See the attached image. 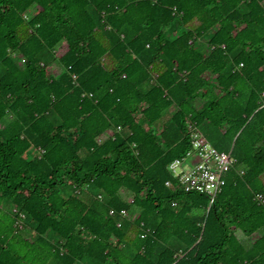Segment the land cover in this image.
<instances>
[{
  "label": "trees",
  "instance_id": "16d2710c",
  "mask_svg": "<svg viewBox=\"0 0 264 264\" xmlns=\"http://www.w3.org/2000/svg\"><path fill=\"white\" fill-rule=\"evenodd\" d=\"M0 264H264V0H0Z\"/></svg>",
  "mask_w": 264,
  "mask_h": 264
},
{
  "label": "built area",
  "instance_id": "2783aa9c",
  "mask_svg": "<svg viewBox=\"0 0 264 264\" xmlns=\"http://www.w3.org/2000/svg\"><path fill=\"white\" fill-rule=\"evenodd\" d=\"M190 136L191 149L183 157L169 163L172 179L165 184L175 185L184 192L204 193L210 206L224 185V173L235 163V159L231 150L221 152L212 147L198 130H192Z\"/></svg>",
  "mask_w": 264,
  "mask_h": 264
},
{
  "label": "rangeland",
  "instance_id": "374dc122",
  "mask_svg": "<svg viewBox=\"0 0 264 264\" xmlns=\"http://www.w3.org/2000/svg\"><path fill=\"white\" fill-rule=\"evenodd\" d=\"M190 160V159H189ZM186 167H188V164H187V166Z\"/></svg>",
  "mask_w": 264,
  "mask_h": 264
}]
</instances>
